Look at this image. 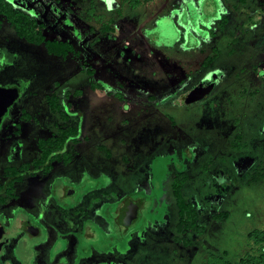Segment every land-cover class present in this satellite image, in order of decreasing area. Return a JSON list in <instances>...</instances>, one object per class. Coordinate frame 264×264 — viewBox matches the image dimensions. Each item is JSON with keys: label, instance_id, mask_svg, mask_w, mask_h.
I'll return each instance as SVG.
<instances>
[{"label": "rangeland", "instance_id": "374dc122", "mask_svg": "<svg viewBox=\"0 0 264 264\" xmlns=\"http://www.w3.org/2000/svg\"><path fill=\"white\" fill-rule=\"evenodd\" d=\"M7 1L71 51L52 55L0 17V86L19 92L1 121L2 152L14 124L21 133L0 156V174L36 158L37 139L59 127L78 129L79 144L68 143L67 165L24 178L17 200L0 208L3 223L38 216L56 230L45 252L52 264H68L71 255L58 253L70 233L80 246L72 264H234L246 255L264 264V241L248 239L264 232V0H147L135 9L119 0ZM52 94L65 120L50 111ZM177 173L187 176L182 196L202 234L176 229ZM253 175L261 177L249 183ZM63 187L76 194L67 208L81 199L75 230L46 215H63L53 196ZM125 198L139 207L127 231L114 223ZM218 212L226 217L214 220Z\"/></svg>", "mask_w": 264, "mask_h": 264}, {"label": "flooded vegetation", "instance_id": "af4514ba", "mask_svg": "<svg viewBox=\"0 0 264 264\" xmlns=\"http://www.w3.org/2000/svg\"><path fill=\"white\" fill-rule=\"evenodd\" d=\"M13 88L14 87L11 85H8L6 87L0 86V89H3V90H11ZM18 94L19 92L17 90L16 97L5 107V109L3 110V113L0 116V156H3V155L5 156L9 153L12 154L14 151L12 152L11 145L15 140L19 138V136H21V133L18 132V130H20L18 126L19 123H16L14 124L16 137L10 139V142L5 145L4 152H2L3 143H2V137H1V130H2V127L6 125V123L5 122L1 123V121L3 117H5L6 115L7 116L9 115L8 111L11 109L14 101L17 99ZM23 113H25L24 110L21 111V114L19 116L20 119H22L21 116ZM59 128H63V127H59ZM59 128H57L55 133L52 135H55ZM78 132L79 131L77 129V133ZM78 136L79 134L76 136V138H74V140L72 139L68 140L65 146V149H64L66 152H68L66 149L68 143H72L74 145L78 143L77 141ZM36 146H37V141H36ZM38 157H39V150H38L37 157L34 158L29 163H21L17 166H5L4 168H2L1 174H0V178H1L0 179V186H1L0 187V208L6 206L11 201L17 200L18 194L20 193V186L24 178L27 175H29V173L35 172L37 170H41L42 172H49L51 170V163H54V161L59 162L63 165H67L71 160V155H70V160L67 164H65L63 161H60V160H54L52 162H49V160L47 159L38 168H34L33 162ZM23 166L25 167L28 166V169L25 171V168H21ZM6 168H16L19 171H15L14 173H12V175L6 176L5 174ZM9 177H20V179L13 182L11 187H2V185H4L8 181ZM71 194L73 195V191L67 189V187H63L62 192L60 194L53 192V196L55 197L56 202L59 205L58 206L59 209L61 210V207H63V210H61L63 212V215H55V214L49 215V209L47 210L46 215H48V218L51 217L54 221H56L61 228H64L66 227V225H69L75 230V228L79 225L78 222H80V218H81L80 215L83 214L84 211L79 206L81 202L80 198L78 199L75 198L77 200L74 201L73 206H70L69 208H67V205L65 203L66 196L68 195V197L69 196L74 197L76 195L75 194L74 196H71ZM128 201H130L133 204L132 210L133 209L136 210L137 213H136V218L133 220V222L128 227H125L121 224L120 218H121L122 211L126 205V202ZM119 205H120L119 207L115 208L114 223L121 226L124 229V231H127L130 228V226H132L138 219L139 207L137 203H134L133 201L129 200V198L122 199ZM65 207L67 209H64ZM70 213L73 216H71ZM69 216L73 219L72 221L69 220ZM38 218H39L38 216H35V217L33 216L32 218L23 217L22 219H17L16 226L13 227L11 226V223L10 224L3 223V219L5 218L0 215V264H52V262H56L54 255L51 256L49 253H45V252L47 251L49 246L53 245L54 241L57 239L59 235L56 232V230H54L50 225H48L44 221H40ZM16 235H19L18 239H16ZM71 235L72 234L70 233L66 236L62 251L60 250L61 254L58 253L61 256L64 255V257H66L67 255H71L68 257V264H72V261H74V259H72V252L77 247L80 248L79 239L76 238L75 235H72V236ZM69 237H72L74 239L73 247L71 249L67 248L68 241L66 240H68ZM24 241H26L27 244ZM24 243L27 245L25 254H16L15 253L16 245L19 244L20 249H21V248H24V245H23ZM78 260L79 258H77V262ZM80 260H81V256H80ZM77 262H74L73 264H78ZM79 264H81V262H79Z\"/></svg>", "mask_w": 264, "mask_h": 264}, {"label": "trees", "instance_id": "16d2710c", "mask_svg": "<svg viewBox=\"0 0 264 264\" xmlns=\"http://www.w3.org/2000/svg\"><path fill=\"white\" fill-rule=\"evenodd\" d=\"M121 4L128 6L130 9H135L147 0H119ZM0 17L6 18L11 26L14 28L16 34L28 41L29 43L40 44L43 43L47 52L55 56H66L71 51V46L65 42L58 41H47L44 39L41 30L42 25L36 20L30 18L26 13L21 12L12 6L7 0H0ZM1 24V22H0ZM210 59L204 60V65L209 64ZM198 95H195L196 97ZM47 102L52 113H56L61 119L65 120L66 115L64 114V107L58 103V98L55 95L47 97ZM22 119H27L25 113L21 116ZM78 135L77 129L74 127L59 128L55 135L48 136L46 138H40L37 140V148L39 150V157L33 162L34 168H38L47 159L49 162L54 160L63 161L67 164L70 160V154L66 152L65 146L68 140L76 138ZM234 144V143H233ZM235 145V144H234ZM28 169V166L21 167ZM15 171H19L16 168H6V176L12 175ZM261 176L253 175L249 183L257 182ZM20 177H9L8 181L2 185V187H11L12 183L19 180ZM187 180V176L184 173H177L172 178L171 192L177 208V230L190 231L196 234H202L204 229L198 224V214L196 209L191 204L187 203L182 196L181 189ZM1 187V186H0ZM226 217L225 213L218 212L213 216L214 220H220ZM248 239L255 243V245L262 244L264 241V232H251L248 234ZM184 243L189 244L187 240H183ZM263 261H255L253 256L246 255L234 264H261ZM212 264H231L230 262L224 261L221 258Z\"/></svg>", "mask_w": 264, "mask_h": 264}, {"label": "water", "instance_id": "95a60500", "mask_svg": "<svg viewBox=\"0 0 264 264\" xmlns=\"http://www.w3.org/2000/svg\"><path fill=\"white\" fill-rule=\"evenodd\" d=\"M17 89L13 88L11 90L0 89V116L3 113L5 107L16 97ZM133 204L128 201L121 214V224L128 227L133 220L136 218V210H132Z\"/></svg>", "mask_w": 264, "mask_h": 264}, {"label": "crops", "instance_id": "0c3cea01", "mask_svg": "<svg viewBox=\"0 0 264 264\" xmlns=\"http://www.w3.org/2000/svg\"><path fill=\"white\" fill-rule=\"evenodd\" d=\"M202 10L205 11V12H207V13H209V12H215V8H212V7L210 8L208 6L205 7V8H202Z\"/></svg>", "mask_w": 264, "mask_h": 264}]
</instances>
